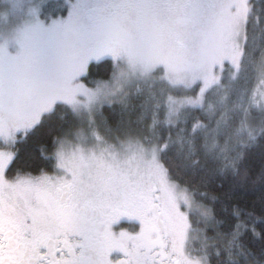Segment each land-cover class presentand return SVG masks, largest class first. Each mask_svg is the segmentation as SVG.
Wrapping results in <instances>:
<instances>
[{
  "label": "snow or ice",
  "instance_id": "6c2138e0",
  "mask_svg": "<svg viewBox=\"0 0 264 264\" xmlns=\"http://www.w3.org/2000/svg\"><path fill=\"white\" fill-rule=\"evenodd\" d=\"M28 4L0 27V264H264V0Z\"/></svg>",
  "mask_w": 264,
  "mask_h": 264
},
{
  "label": "rangeland",
  "instance_id": "374dc122",
  "mask_svg": "<svg viewBox=\"0 0 264 264\" xmlns=\"http://www.w3.org/2000/svg\"><path fill=\"white\" fill-rule=\"evenodd\" d=\"M28 7V0H4L0 4V27L7 28L20 23L26 18Z\"/></svg>",
  "mask_w": 264,
  "mask_h": 264
},
{
  "label": "trees",
  "instance_id": "16d2710c",
  "mask_svg": "<svg viewBox=\"0 0 264 264\" xmlns=\"http://www.w3.org/2000/svg\"><path fill=\"white\" fill-rule=\"evenodd\" d=\"M96 72L99 74H103L105 69L103 66H100L99 68L95 69ZM53 130L55 129V123L53 124ZM49 137V129L41 130V132L37 133V135L31 137L27 140L26 143H23L20 145L21 152L24 156H27L28 154H31L33 157H38V149L39 147L48 139ZM252 163L257 169L259 168L260 164V157H259V151L257 150L254 154Z\"/></svg>",
  "mask_w": 264,
  "mask_h": 264
}]
</instances>
